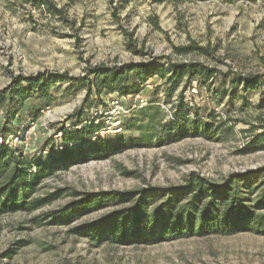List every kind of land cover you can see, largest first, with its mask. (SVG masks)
<instances>
[{"label": "rangeland", "instance_id": "374dc122", "mask_svg": "<svg viewBox=\"0 0 264 264\" xmlns=\"http://www.w3.org/2000/svg\"><path fill=\"white\" fill-rule=\"evenodd\" d=\"M51 1L60 12L0 0V131L41 169L61 163L55 159L67 145L83 152L24 194L26 201L46 199L41 206L0 213V264H264V231L115 242L106 229L90 227L138 201L148 212L169 198L181 206L199 178L223 185L264 167V0ZM187 45L205 50L175 49ZM189 62L217 72L206 84L188 81L186 117L178 120L187 80L168 96L169 84L155 73ZM136 63L151 64L153 74L137 79L130 94L97 93L99 69ZM235 75H259L262 82L246 91L231 84ZM31 76L50 82L47 95L27 85ZM89 85L93 93L83 102ZM86 127L96 131L81 143L64 140ZM102 141L116 150L95 153ZM238 186L253 205L264 176ZM110 192L122 195L72 213L69 222L54 216Z\"/></svg>", "mask_w": 264, "mask_h": 264}, {"label": "trees", "instance_id": "16d2710c", "mask_svg": "<svg viewBox=\"0 0 264 264\" xmlns=\"http://www.w3.org/2000/svg\"><path fill=\"white\" fill-rule=\"evenodd\" d=\"M30 1L35 5L46 6L50 11L60 12V9H57L51 0ZM175 49L181 53L190 52L193 49L205 50L204 47L197 45H187ZM150 67L151 64L136 63L125 69L101 68L96 73L94 86L98 94L105 89L120 95H128L134 88L132 85L136 84L137 79L146 80L151 77L150 74H153V71L149 69ZM216 72V68H210L197 62L173 64V69L168 73L163 67H159L155 74L160 75L165 83L169 84L168 96L181 85L185 78L187 80L179 91L176 103L174 116L178 120H183L186 117L182 111L187 106L183 94L188 81L198 77L201 82L206 84L209 79L216 76ZM25 80L30 88L38 90L44 96L47 95L49 81H44L41 76H31ZM261 82L262 79L259 75L245 77L235 75L231 80V84L234 86L241 83L246 91L260 87ZM92 93V87L89 85L83 102H87ZM81 112V109L75 110L67 117L68 120L79 116ZM86 128L73 131L70 134L65 133L64 140L70 143H81L84 136H91L96 131V127ZM59 130L63 131L64 129L60 128ZM0 137L3 140L0 142V213L8 209L27 208L31 210L41 206L46 199L26 201L24 194L33 189L45 173L60 167H67L70 161L78 156L79 152H83L81 148L67 145L63 147L59 157L55 159L56 162L61 163L41 169V165H37L32 157L20 155L13 146L6 144L5 141L8 137L3 130L0 131ZM261 137L264 138V133L261 134ZM114 150H116L115 147L102 141L95 153L107 154ZM33 167H38V170L32 171ZM237 176L234 181L223 185L210 183L204 178H199L189 187L193 194L192 197L181 206L175 208L172 205V199L169 198L168 201L148 212L145 202L138 201L135 206L90 227L94 230L106 229L109 231L110 239L115 242L127 240L143 242L159 237L178 238L194 234L203 235L206 231L223 234H231L243 229L264 231V213H256L254 210V208L264 207V187L252 205L248 203L249 199L240 194L241 190L238 186V183L249 181L255 176H264V167L257 171L240 173ZM121 195L119 192L91 195L54 213V216L59 218V221L69 222L72 213L115 201ZM203 196L209 197L210 200L203 203ZM195 223L199 225L198 231L194 229Z\"/></svg>", "mask_w": 264, "mask_h": 264}, {"label": "built area", "instance_id": "2783aa9c", "mask_svg": "<svg viewBox=\"0 0 264 264\" xmlns=\"http://www.w3.org/2000/svg\"><path fill=\"white\" fill-rule=\"evenodd\" d=\"M3 140H2V138L0 137V142H2ZM6 144H9V145H11L12 146V143H11V139H6Z\"/></svg>", "mask_w": 264, "mask_h": 264}]
</instances>
